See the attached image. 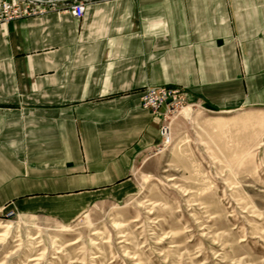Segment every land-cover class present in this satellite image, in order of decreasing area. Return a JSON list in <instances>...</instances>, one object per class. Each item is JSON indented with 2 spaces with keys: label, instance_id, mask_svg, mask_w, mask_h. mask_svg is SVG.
<instances>
[{
  "label": "crops",
  "instance_id": "obj_1",
  "mask_svg": "<svg viewBox=\"0 0 264 264\" xmlns=\"http://www.w3.org/2000/svg\"><path fill=\"white\" fill-rule=\"evenodd\" d=\"M149 85L264 105V0H88L0 24V214L68 226L135 195L162 140Z\"/></svg>",
  "mask_w": 264,
  "mask_h": 264
},
{
  "label": "rangeland",
  "instance_id": "obj_2",
  "mask_svg": "<svg viewBox=\"0 0 264 264\" xmlns=\"http://www.w3.org/2000/svg\"><path fill=\"white\" fill-rule=\"evenodd\" d=\"M166 121L169 136L135 162L131 198L68 226L0 214V264H264V105L186 101Z\"/></svg>",
  "mask_w": 264,
  "mask_h": 264
},
{
  "label": "built area",
  "instance_id": "obj_3",
  "mask_svg": "<svg viewBox=\"0 0 264 264\" xmlns=\"http://www.w3.org/2000/svg\"><path fill=\"white\" fill-rule=\"evenodd\" d=\"M59 1H62V8L70 10L76 17H82L88 0H73L72 6H64V0ZM46 9H48V0H46V6L41 7H34V0H30V4L0 0V24L34 13L44 12ZM185 102V92L179 87L149 85L145 88L141 96V105L144 109L153 113H159L162 116V123L160 126L162 139H165L170 134V125L166 121L167 114L174 105H183ZM5 215L14 217L17 213L9 211L5 213Z\"/></svg>",
  "mask_w": 264,
  "mask_h": 264
},
{
  "label": "bare ground",
  "instance_id": "obj_4",
  "mask_svg": "<svg viewBox=\"0 0 264 264\" xmlns=\"http://www.w3.org/2000/svg\"><path fill=\"white\" fill-rule=\"evenodd\" d=\"M35 1H38V0H35ZM41 2H44V1H42V0H40ZM40 1H38V2H40ZM44 3H46V2H44ZM70 4H72V2H70V0H68V2L66 3V5H70ZM70 6H72V5H70Z\"/></svg>",
  "mask_w": 264,
  "mask_h": 264
},
{
  "label": "water",
  "instance_id": "obj_5",
  "mask_svg": "<svg viewBox=\"0 0 264 264\" xmlns=\"http://www.w3.org/2000/svg\"><path fill=\"white\" fill-rule=\"evenodd\" d=\"M70 2H73V0H70Z\"/></svg>",
  "mask_w": 264,
  "mask_h": 264
}]
</instances>
